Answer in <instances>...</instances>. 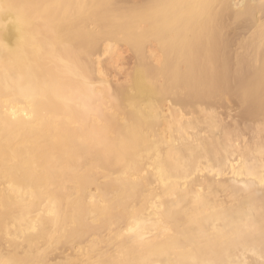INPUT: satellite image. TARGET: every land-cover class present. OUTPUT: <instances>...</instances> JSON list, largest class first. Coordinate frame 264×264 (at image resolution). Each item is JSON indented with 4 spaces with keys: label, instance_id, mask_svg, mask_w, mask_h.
<instances>
[{
    "label": "bare ground",
    "instance_id": "6f19581e",
    "mask_svg": "<svg viewBox=\"0 0 264 264\" xmlns=\"http://www.w3.org/2000/svg\"><path fill=\"white\" fill-rule=\"evenodd\" d=\"M0 264H264V0H0Z\"/></svg>",
    "mask_w": 264,
    "mask_h": 264
},
{
    "label": "rangeland",
    "instance_id": "374dc122",
    "mask_svg": "<svg viewBox=\"0 0 264 264\" xmlns=\"http://www.w3.org/2000/svg\"><path fill=\"white\" fill-rule=\"evenodd\" d=\"M230 30V29H229ZM247 30V29H246ZM245 29H242L241 30V28H238V32L239 31H241L240 33H245V31H246ZM243 31V32H242ZM240 33H238L237 34V37L236 38H240L241 36H245V34H240ZM230 34H231V32H230ZM247 34V33H246ZM241 35V36H240ZM239 36V37H238ZM243 36V37H244ZM236 38H235V40H236ZM132 62V59L129 57V56H125V59H124V61H123V66H124V68L123 69H128L129 67H131V62ZM119 78V80L121 79V77H118ZM117 77H116V79H118ZM231 104V105H230ZM228 103L227 104V109H226V106H224L225 108H221V109H219V108H217L218 110H216L217 111V114L219 113V115L221 116V117H219V115H218V117L219 118H221L222 119V121H223V123H225L226 125H228V126H232L233 125V122H231L232 121V119H233V121H234V118L236 119V121H235V123L237 122V121H240V120H238V118L239 117H237V114H238V112H240L239 111V107H236L237 105L234 103ZM226 105V104H225ZM229 106V107H228ZM223 107V106H222ZM237 108V109H236ZM238 116H239V114H238ZM229 117V118H228ZM232 123V124H231ZM237 123H239V122H237ZM247 138H248V136H246ZM250 138V137H249Z\"/></svg>",
    "mask_w": 264,
    "mask_h": 264
}]
</instances>
